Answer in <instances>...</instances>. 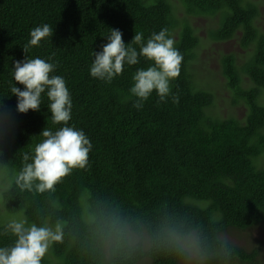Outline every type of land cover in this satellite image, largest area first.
Segmentation results:
<instances>
[{
	"label": "trees",
	"instance_id": "obj_1",
	"mask_svg": "<svg viewBox=\"0 0 264 264\" xmlns=\"http://www.w3.org/2000/svg\"><path fill=\"white\" fill-rule=\"evenodd\" d=\"M187 15L217 16L214 40L238 38L252 53L237 66L224 56V74L248 105L243 120L217 118L207 111L211 91L197 88L190 71L200 39L171 0H0V247L14 237L3 234L12 217L29 223L62 225L42 264H179L191 252L193 236L207 264L253 262L251 251L225 237L231 228L264 229V34L257 28L256 0H179ZM48 24L52 37L29 49L28 58L57 64L53 75L66 81L72 99L70 126L82 129L92 149L84 169H73L43 193L22 190L15 182L24 156L42 141L44 128L55 131L47 97L39 111L20 113L11 95L13 63L25 58L32 29ZM125 43L135 32L145 40L168 29L183 56L171 91L173 103L155 91L140 110L129 89L137 68L125 67L111 84L89 74L92 53L107 43L111 29ZM245 72L255 86L242 91ZM23 89V85L17 82ZM28 162H31L30 159ZM5 218V219H4ZM120 226L121 235L113 231ZM195 248V249H196Z\"/></svg>",
	"mask_w": 264,
	"mask_h": 264
},
{
	"label": "clouds",
	"instance_id": "obj_2",
	"mask_svg": "<svg viewBox=\"0 0 264 264\" xmlns=\"http://www.w3.org/2000/svg\"><path fill=\"white\" fill-rule=\"evenodd\" d=\"M105 36L107 43L100 51L92 53L93 60L89 74L92 78L111 84L123 74L125 67H132L144 61H151L147 68H137L132 74L129 89L134 97L133 107L140 110L152 93L159 101L166 102L169 96L173 103L179 97L172 94V81L180 75L183 56L174 46L175 40L168 29L153 32L146 40L142 32H135L131 42L125 43L119 29L110 28ZM53 29L43 24L32 29L30 39L22 47L25 58L13 63L11 76L14 84L11 95L17 98L16 109L27 113L30 109L39 111L43 97H47V109L54 125H63L55 131L44 128L40 135L42 141L31 149V155L24 156L25 164L16 176L15 182L22 189L43 193L53 190L62 178L73 169H84L92 144L82 129L69 125L72 113V99L66 81L62 76L53 75L57 64L52 58H28L29 49L41 46V41L52 37ZM23 85V89L17 86ZM264 88V87H261ZM30 159L31 162H28ZM113 231L121 235L122 230L113 224ZM3 234L15 239L10 245L0 247V264H42V259L50 246L61 242L62 225L29 223L25 218H12L4 226Z\"/></svg>",
	"mask_w": 264,
	"mask_h": 264
},
{
	"label": "rangeland",
	"instance_id": "obj_3",
	"mask_svg": "<svg viewBox=\"0 0 264 264\" xmlns=\"http://www.w3.org/2000/svg\"><path fill=\"white\" fill-rule=\"evenodd\" d=\"M171 2L177 6L176 14L178 17H187L199 35L200 43L195 49V59L190 63V71L197 88L211 91L214 94V102L207 112L217 118L233 117L243 120L248 113V105L244 99L238 96L237 91L230 87L224 74L223 60L225 55L234 54L237 57L236 65H243L245 58L252 53V49L243 48L237 37L228 40L212 39L209 36V31L216 27L217 16L196 17L187 15L179 0H171ZM256 3L260 8V15L256 19L257 28L264 34V0H256ZM241 77L240 89L242 91L255 86L245 72H242ZM260 92L258 101L264 104V88H261ZM0 215L4 217V209L1 203ZM225 237L249 251L253 248L256 251L264 249V229L261 226L247 230L231 228ZM184 242L191 254L188 259L180 261L179 264H207L206 259L199 255L193 236L186 237ZM221 264H264V252L261 250L253 262L234 260Z\"/></svg>",
	"mask_w": 264,
	"mask_h": 264
}]
</instances>
